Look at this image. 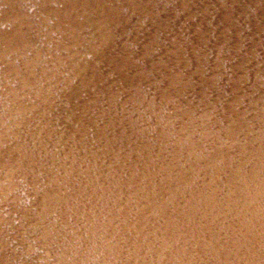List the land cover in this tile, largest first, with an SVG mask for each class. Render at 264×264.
I'll return each mask as SVG.
<instances>
[{
  "label": "bare ground",
  "instance_id": "6f19581e",
  "mask_svg": "<svg viewBox=\"0 0 264 264\" xmlns=\"http://www.w3.org/2000/svg\"><path fill=\"white\" fill-rule=\"evenodd\" d=\"M179 1L181 2V0H179ZM193 1H195V0H193ZM132 2H133V0H132ZM147 2H148V0H147ZM162 2H164V1H162ZM255 2H257V1H255ZM255 2H253V3H255ZM36 3H38V2H36ZM148 3L152 4V2H148ZM175 3L173 5H176ZM198 3H200V2H198ZM51 4L53 5L52 2H51ZM84 4L82 3V5H84ZM94 5H95V3H94ZM178 5H179V3H178ZM204 5H205V3H204ZM98 6L99 5H97V7ZM130 6H131V4H130ZM143 6H144V4H143ZM160 6H161V4H160ZM261 6H262V4H261ZM31 7H32V5H31ZM141 7H142V5H141ZM156 7H158V6H156ZM63 8H64V6H63ZM65 8H67V7H65ZM118 8H119V6H118ZM242 8H244V7H242ZM125 9L126 8H124V10ZM147 9H149V8H147ZM49 11H50V9H49ZM236 11H237V9H236ZM88 12H89V10H88ZM164 12H166V11H164ZM190 12H191V10H190ZM128 13H129V11H128ZM238 13H240V12H238ZM253 13L255 14V12H253ZM62 14H63V11H62ZM75 14L77 16H79V14H77V13H75ZM86 14L88 15V13H86ZM145 14H146V11H145ZM189 14L191 15V13H189ZM204 14H205V12H204ZM117 15H118V13H117ZM137 15H139V14H137ZM166 15H168V14H166ZM170 15H172V13ZM240 15H243V14H240ZM237 16L238 15H236V17ZM63 17H66V16H63ZM132 17H134V16H132ZM229 17H227V19ZM22 18H24V17H22ZM48 18H50V17H48ZM121 18H122V15H121ZM138 18H140V17H138ZM16 19H19V18H16ZM222 19H224V18H222ZM134 20H136V18ZM168 20H169V17H168ZM58 21H59V19H58ZM72 21H70V22H72ZM79 21H80V19H79ZM86 21H87V19H86ZM150 21H152V20H150ZM64 22H65V19H64ZM119 22H121V21H119ZM139 22L141 23L140 20H139ZM164 22H165V20H164ZM143 23L145 25V22H143ZM112 24L113 23L111 22V26L110 27H112ZM125 24H126V22H125ZM137 24H139V23H137ZM174 24H178V23L174 22ZM64 25H63V27H64ZM74 25H76V24H74ZM122 25H124V24H122ZM96 26H97V24H96ZM117 26H118V24H117ZM240 26L241 25L235 26V25L232 24V30H233L232 32L234 34L233 33H229L227 30H226L227 32L225 31L226 34H229L230 41L232 43H235L236 41L239 44L242 43L243 44L242 46H244V48H246L245 50L247 52L249 50L253 51L252 55L256 54L258 56L259 55L258 53L263 49L262 47H260V46L263 45V43L259 42L260 46L258 47V49L257 50L253 49V47L255 45L254 44L255 41H252V40H254V39L253 38H248V37H250V34L246 38L243 35L240 36V34H239L240 33V28H241ZM57 27H59V25ZM116 28H118V27H116ZM123 28L124 27H122V29ZM128 28H129V26H128ZM217 28H219V27H217ZM224 28L228 29V26H226ZM250 28H252V27H250ZM88 29H87V31H88ZM131 29H132V27H131ZM105 30L106 29H104V31ZM157 30H159V29H157ZM182 30H183V27H182ZM124 31H126V30L124 29ZM130 31H127V32H130ZM132 31H133L132 33L134 34L135 32H134L133 29H132ZM114 32H116V31H114ZM127 32H125V33H127ZM15 33H17V32H15ZM19 34H21V33H19ZM121 35H122V32H121ZM124 35H123V37H124ZM84 36H85V34H84ZM117 36H116V38H117ZM0 37H2V36H0ZM23 37H24V35H23ZM70 38H72V37H70ZM108 38L109 37H107L105 35V33H103V38H102V41H100V42L107 43L108 40H109ZM240 38L243 39L242 42H240ZM134 39H135V37H134ZM136 39H138V38L136 37ZM229 39H227V40H229ZM128 40H129V38H128ZM30 41H31V39H30ZM46 42H48V41H46ZM77 42H75V43H77ZM81 42H82V40H81ZM172 42L173 41L171 40V42H169V44H167V45H169V47L171 45H173L174 51H175L174 54L177 57L180 56L181 57L180 58L181 61L185 60L184 62L186 63V65H188V68H190V69H188L189 73L187 72V74H186V76L188 78L187 80L190 83L189 84L190 87H191V85H193V86L197 85V80L195 79V75L197 73H198V75H200L203 70H204L205 74H206V71H209V68H211L210 67V62L212 64H216L217 65L219 62H222L225 59V58L224 59L222 58L223 55L221 56V54H219V55L216 54L217 56L214 54L215 56L213 55V57H212L211 54H209V53H207V54H202L201 53L200 54L198 52H195L193 49H190V46H188L186 43H183V44H180V45H174ZM9 43H11V42H9ZM118 43H120V42H118ZM130 43H129V45H130ZM140 43H142V42H140ZM225 43H226V41H225ZM97 44H99V43L97 42ZM123 45H124V43H123ZM4 46L5 45H4V42H3V47ZM106 46H109V45H106ZM135 46H134V48H135ZM8 47H9V49L13 50V48H10V45ZM103 47H105V45ZM122 47H124V46H122ZM89 48L91 50H93V47H89ZM125 48H126V46H125ZM131 48H132V46H131ZM153 48H155V47H153ZM3 49H5V48H3ZM55 49H56V47H55ZM222 49H224V48H222ZM117 50H115V51H117ZM122 50H123V48H122ZM215 50H218V49H215ZM1 51H3V50H1ZM102 51H104V50H102ZM128 52H130V51H128ZM232 52H233V50H232ZM241 52L243 53V51H241ZM102 53H104V52H102ZM123 53H124V51H123ZM44 54H45V52H44ZM126 54H127V52H126ZM128 54L130 55V53H128ZM135 54H136V52H135ZM262 54L263 53H261L259 55L260 57L258 56L259 58L258 57L254 58V56H249L250 57L249 59H251L253 61V63L251 65H245L246 67L244 69H242L240 67V65H242V64L239 63L240 60L237 59V57H238L237 55L238 54H237V52H235L233 55H231L233 58L229 57L230 59L228 58L224 62L223 70L225 69L226 71H223L221 69L223 73L222 72L219 73V75L217 77H219L221 79L223 77H225L223 79H225L226 82L230 83V85H234L237 88L239 87V88H242V89L243 88L246 89L247 91L244 90V92L247 93V95H249L250 94V89H247L249 87V85H251L253 83V86L255 87L256 80H258V78H260V76L262 74H264V70H263L264 69V67H263L264 64L262 65L264 56ZM112 56H113V54H112ZM112 56H110V57L112 58ZM145 57H146V55H145ZM151 57H152V55H151ZM116 58H117V55H116ZM238 58H240V57H238ZM117 59L120 60L121 58L118 56ZM154 59L152 61H154ZM164 59H167V57L164 58ZM257 59H259V60H257ZM10 60H9V62H10ZM33 60H35V59H33ZM167 60H169V59H167ZM58 61H60V60H58ZM255 61L257 63H254ZM81 62H83V61H81ZM97 63H98V61H97ZM114 64L111 65L112 68L117 70L118 73H122V75H124V71L126 69L125 68H121V66H119L120 64L119 65H116L117 63L115 65ZM165 64L166 63H164L163 65H165ZM175 64H177V63H175ZM126 65H127V63H126ZM243 67H244V65H243ZM200 69H201V71H200ZM15 70H17V69H15ZM20 70L21 69H19V71ZM55 71H56V69H55ZM132 72H133V70H132ZM139 74L141 75V73H139ZM17 75H20V74H17ZM89 75L86 73L85 77L84 78L82 77V79H81L82 81L80 80L82 83H89V84H87V85H89L88 88L85 87V88H87L88 94H87L86 91H83V94L86 93L85 97L81 93L79 95L80 96V100L84 99V105L82 107L87 112V114H86L85 112L82 111V116L79 119V121H80L79 124L81 126L84 125V127H83L84 129L85 128L89 129L88 128L89 126H94L95 123H96V121L93 122V120H94L93 117H95V115H93L94 113L92 114L91 111H90L91 109L89 110L90 107H94L95 106V105L93 106V98H94L93 96H94V94L98 93L97 91H108L109 92L112 89L111 86H110L111 79H109L105 75H102V76L101 75L89 76ZM30 77H31V74H30ZM33 77H36V76H33ZM42 77H43V75H42ZM56 78H57V76H56ZM77 78H80V77H77ZM206 78L210 79L211 76H210V78L209 77H206ZM36 79H35V81H36ZM131 79L134 80L136 78H135V76L131 77V76L128 75V77H126L125 79H122V81H124L123 83L125 85H129L130 86V85L133 84L132 83L133 80L131 81ZM12 80H14V79H12ZM164 80H166V79H164ZM213 80H214V78H213ZM259 80H261V79H259ZM19 81H21V80H19ZM156 81H157V79H156ZM117 82H119V81H117ZM179 82H181V81H179ZM217 82L218 81H216V84H217ZM226 82H225V84L228 85ZM13 83H14V81H13ZM75 83H76V81H75ZM162 84H164V83H162ZM216 84H213L214 85L213 87H216ZM48 85H50V84H48ZM177 86H178V84H177ZM51 87L53 88V86H51ZM83 88H84V86H82V87L80 86L79 89H83ZM168 88H171V87H169V85H168ZM223 88L225 89V87H223ZM258 88H259V85H258ZM79 89H77V90H79ZM152 89H154V88H152ZM262 89H264V88H262ZM25 90H26V88H25ZM166 92L172 94L173 98H176L177 105L179 107H182V108L184 107L186 109V118H185V120L182 119V117L179 118V115H178V118L175 116V118L173 120V123H169L168 121H169L170 115L167 114V112H163L162 111L163 116H162L161 119L168 124L165 127L163 126L162 130H157V127H153L154 125L153 126L152 125H148L149 123H143V125L140 127L142 130L139 132V134H137V133L134 134L133 135V139H131L128 136L129 139H128L127 143H125L126 139H124V138H115V140L108 139V141H105V139L100 138L101 142H100V144H98L99 145L98 151L97 150H94V151L93 150H89V151H87V152L95 154V155H93L94 157L90 158L89 160L85 159V158H88V155L85 152L86 150H84L83 152H85L87 157L84 158L85 155L82 152L83 158L86 161H81V160H79L78 158L75 157V156H80L81 155L80 151H82V150H81L80 147H79V150H78L80 153L74 152L72 154V156H66L62 152H59V153L57 152L54 155L56 158L53 157L51 151H49V149L47 150V148H44V146H43L44 140H43L42 135L39 134V133L35 137V139H39V137L41 139V140L40 139L38 140L37 144H35L34 142L31 143V139L28 140V144H27L28 147L27 148H29L28 151H29L30 159H34L35 167H37V165H39L38 163L42 162V160H39L40 158H38V157L42 156L43 153L46 154L45 159H46V161L49 160V164H51V162L58 163V164H60L59 162L63 163L62 167L57 168V170L55 171L56 173H57V171L59 172V177H58L59 179L57 180V177H56V179H53V177H52V179H49V180L47 178H45L44 184H42V182L40 181L41 182V189H40L41 192H39L37 190L36 194L39 197H42V199L44 200V203L43 202L42 203H43V205H45V208H46L45 210L47 211V215H49V217H51L50 214L53 213L56 217H59V219L62 220V222L65 223V221L66 222L68 221L71 224L73 223V225L69 226L70 230H67L66 228L64 230L65 231L64 233L66 235H70L71 236V237L69 236L67 240L65 239L66 240V245L69 247L67 250H65L67 255H69V257L66 258L67 261L64 260L66 264H264V124H259L260 125V129H261L260 131H257V130H255V128H253L254 125L257 123L255 121L262 119V117L264 118V107H263L262 117L258 118V117H256L258 114H256L254 118H258V119H252V121L250 122L249 121V116L254 114L253 112L250 111V109H251L250 108V102H248V100L246 98L239 105L238 104V99H237L238 97L235 96L234 94H231L232 96L230 97V99H226V101L222 100L224 102L223 105L225 107V110H222L221 106H216V107L220 108V112L218 114H216L215 117H213V115L211 116V114H210L211 118H209V116L207 117V119L209 118L211 120V126L210 125L208 126L206 122H208L209 120L204 118L205 112H203V115H200L199 113L196 112L197 113L196 116L194 114V117H192L191 111H192V109H194V111H196L198 109L199 110L201 109V111H204V110L207 109V111H208L210 109V104L215 105V103L217 101L215 99H218V97H219L218 96V92H220V91H217V94L215 96H209V95L207 96L205 93L204 94L202 93L203 96H202V98H199V100H198V98L196 99L195 97H194L195 99L192 98L193 100L192 99L190 100V98H189V96L187 94H183L182 93L181 88H175V90H173V91L169 89L168 91H165V94H167ZM221 92H224V90L221 91ZM114 93H115V91H114ZM215 93H216V91H215ZM43 94L44 93L42 92V95ZM147 95H148V93H147ZM180 95H183V96L181 97ZM257 95L259 96V94H257ZM260 95H261V93H260ZM137 96H139V95L137 94ZM149 96H150V94H149ZM52 97H56V96L53 95ZM261 100H264V99L261 98ZM51 101H52V99H48V103H51ZM100 101H101V99H100ZM105 101H107V100H105ZM105 101H102V102L104 103ZM53 102H54V99H53ZM137 103H138V101H137ZM98 104H97V106H98ZM36 105L37 106L34 107L33 104L31 105V104H29V102L23 101V106L22 105L21 106L24 107V109H26L25 111L27 112V114H28V112H30L29 114H32V113L34 114L33 111L38 108V104L37 103H36ZM47 105L45 106V108H48ZM90 105H92V106H90ZM101 106H99V107H101ZM122 106H123V104H122ZM33 107L35 109H33ZM43 107H44V105H43ZM129 107H131V106H129ZM105 108H107V107H105ZM105 108H104V105H103L102 110L105 109ZM142 109H144V108L142 107ZM97 110H99V109H97ZM155 110H153L154 113H155ZM71 111H72V109H71ZM40 112H41V109H40ZM101 112H103V111H101ZM108 112H110V111H108ZM56 113H57V115L58 114L62 115L59 111H57ZM189 113H190V115H189ZM65 114H67V113H65ZM69 114H71V113H69ZM129 114H131L130 111H129ZM153 114H150V115H153ZM46 115H48V114H46ZM116 115H117V113H116ZM108 116L109 115L107 114V117ZM44 117H46V116H44ZM62 117H64V116H62ZM131 117L133 118V116H131ZM141 117H143V116H141ZM54 118H57L55 113H54ZM105 118L106 117H104V119ZM0 119H2V118H0ZM42 119H43V117H42ZM102 119H103V117H102ZM109 119H110V117H109ZM134 119H135V117H134ZM50 120H51V117L48 118V119H43L42 121H40V123L37 124V127L40 129L41 133L48 134V136H49V134L50 135L53 134L51 132V129L53 130V128L50 129V126L51 127L54 126V125H52L53 123H51L52 121L49 122ZM67 120H69L68 117H67ZM113 120H115V119H113ZM113 120H112V122H113ZM147 120H149V119H147ZM97 121H98L97 122V124H98L100 120H97ZM138 121L139 120H137V122ZM262 121H264V119H262ZM13 122H14V120H13ZM180 123H182V124H180ZM28 124H30V123H28ZM103 124L104 123H101V125H103ZM133 124H134V122H133ZM152 124H155V123H152ZM74 126H75V124H74ZM112 126H113V124H112ZM75 127L78 128L79 132H76V133L82 137L81 138L82 141L86 142L87 144L89 142H91L90 141V137L91 136H89L90 132L87 134V131L84 130L83 128L78 127V126H75ZM108 128H110V127H108ZM114 129L117 130V128H114ZM119 129H121V128H119ZM54 130L57 131L56 129H54ZM62 130H64V129H62ZM90 131H91V129H90ZM103 131L105 132V130H103ZM108 131H107V133H108ZM92 132H94V131H92ZM109 132H112V131H109ZM99 135H97V136H99ZM130 136H132V135L130 134ZM138 138H140V140H139L140 143L139 144H135V141ZM2 140H4V139H2ZM20 140H21V138H20ZM0 141H1V139H0ZM61 142L63 143V145H67V142L65 143L64 140H62ZM153 142L158 144L157 145L158 146L157 147L158 150L151 146V143H153ZM174 143H176V144L179 143L178 146L180 147V149H182L183 146L186 145V147H188L186 149V152L183 153V152H179L178 151L176 153V150L178 148H175V150H173V148H174L173 144ZM10 145H11V147L13 146L12 144H10ZM7 146H9V145H7ZM55 146H56V142H55ZM2 147H1V151L0 152H1V159H3V161L2 160L1 161L4 164L7 165V164L11 163V164H14V165L16 164L17 166L18 165L23 166L25 168L28 167V163H29L28 162L29 161V155L28 154L25 156V153H23L21 151V153L20 152H14L11 155L10 152L9 153L7 151L5 152V149H2ZM15 150H16V148H15ZM53 150H54L53 152H55L54 148H53ZM198 151H203V153H205V155H203V157H202V160H199V159L197 160L196 159L197 157L195 155L198 153ZM71 152H73V151H71ZM31 154L32 155L34 154V156H32ZM37 155H40V156L37 157ZM50 155H52V156H50ZM45 159H43L44 163H45ZM72 160H75V161H72ZM64 161L67 163V165H64L65 164ZM31 162H33V160ZM36 162H37V164H36ZM76 162H78V163H76ZM58 164H56L57 167H58ZM39 169H40V167H39ZM0 171H1V169H0ZM31 175L32 174H30V176ZM56 176H57V174H56ZM34 180H36V179L34 178L33 181ZM33 181H32V183H33ZM18 182H19V180H18ZM27 183H29V182H27ZM39 184L40 183L38 182V186H39ZM1 193H3V192H1ZM21 193H22V191H21ZM33 193H34V191H33ZM28 197H30V196L28 195ZM35 199H36V197H35ZM87 201L92 203V204L89 206V203H87ZM118 206L123 208V212H124L123 217H121L120 219H118V217L114 218L113 219L114 222L112 221V223L109 224L110 228H108L107 230H106V228L104 229L105 221H109V218L113 217L115 215V211L114 210L117 209ZM146 208H149V209L147 210ZM80 210L84 211L82 216H80L78 214V211H80ZM44 219H45V222H47L46 221L47 220L46 216H45ZM82 219H84V221ZM96 242H99V243H96Z\"/></svg>",
  "mask_w": 264,
  "mask_h": 264
},
{
  "label": "rangeland",
  "instance_id": "374dc122",
  "mask_svg": "<svg viewBox=\"0 0 264 264\" xmlns=\"http://www.w3.org/2000/svg\"><path fill=\"white\" fill-rule=\"evenodd\" d=\"M5 1L0 0V30H1L0 36H2V37H0V55H1L0 56V85H1L0 86V99H1L0 100V105H1L0 106V111H1L0 112V118H2V119H0V124H1L0 125V139H1L0 151H1V147L3 146L2 149H5V152L6 151L8 153L10 152L11 155L14 152H20L21 153V151L23 153H25V156L27 154L29 155V151H28L29 148H27L28 147V145H27L28 140L31 139V143L34 142L35 144H37L40 137L38 136L39 139H35V137L39 133L43 137L44 148H47V150L49 149V151H51L53 157H55L54 155L57 152L58 153L62 152L66 156H72V154L74 152H76V153L81 152L80 156H75V157L81 161L89 160L90 158H93L94 157L93 155H95V154L87 152V151H89V150H93V151L97 150L98 151V149H99L98 144H100V142H101L100 138L105 139V141H108V139L115 140V138H124V139H126L125 143H127L129 137L131 139H133L134 134H136V133L139 134V132L142 130L140 127L143 125V123H149L148 125H152V126L154 125L153 127H157V130H162L163 126L165 127L168 125L165 121H163L161 119L163 116L162 111L167 112V114L170 115L169 121H168L169 123H173L175 116L178 118V115H179V118L182 117V119L185 120L186 109L184 107L182 108V107H179L177 105V100H176V98L172 97V94H170L168 92H166L167 94H165V91H168L169 89L173 91V90H175V88H181L182 93L187 94L189 96L190 100L194 97L196 99L198 98V100H199V98H202L204 93L207 96L208 95L209 96H215L217 94V91H220V92H218V96H219L218 99H215V100H217L215 105L210 104V109L208 111H207V109L204 111H201V109L194 111V109H192V111H191L192 117H194V114L196 116L197 113H199L200 115H203V112H205V116H204L205 119H207L208 116H209V118H211L212 115H213V117H215V115L220 112V108H218L216 106H221V109L225 110V107L223 105L224 104L223 101L224 100L226 101V99H230V97L232 96L231 94H234L235 96L238 97L237 99H238L239 105L246 98H247L248 102H250V108H251L250 111L254 113L253 115L249 116L250 122L252 121V119H258V118L262 117L264 100H261V98L264 99V89H262V88H264V74H262L260 76V78H258V80L259 79H261V80H259V81L256 80L255 87L253 86V83L251 85H249L248 88L246 87L247 89H250L249 95H247V93L244 92V90H246V89H244V88L242 89L239 87L237 88L234 85H230V83L226 82L225 79H223L225 77H223L221 79L217 76L219 75V73L222 72V70L224 68L225 60H227L229 57H232L231 55H233L235 52H237V54H238L237 56L240 57V58L237 57V59L241 61V62L239 61V63L242 64V65H240V67L242 69H244L246 67L245 65H251L253 63V61L251 59H249L250 58L249 56H254V58H255V57H258L261 53H263L262 55L264 56V16H263L264 15V1L263 0H259V1L255 0L258 3L255 2L254 0H250V1L249 0H233V1L232 0H195V1H193V0H181V2L179 0H148V2H152V4L148 3L147 0H139V1L133 0V2H132V0H130V1L129 0H124V1L123 0H119V1L118 0H114V1L113 0H106V1L105 0H90V1L89 0H81L82 2L80 0H70V1L69 0H66V1L65 0H63V1L62 0H58V1L57 0H46V1L45 0H28V1L27 0H5ZM50 1L53 3V5L51 4ZM162 1H164V2H162ZM36 2H38V3H36ZM198 2H200V3H198ZM253 2H255V3H253ZM82 3L83 4L85 3V4L82 5ZM94 3H95V5H94ZM174 3L176 5H173ZM178 3H179V5H178ZM204 3H205V5H204ZM130 4H131V6H130ZM143 4H144V6H143ZM160 4H161V6H160ZM261 4H262V6H261ZM31 5H32V7H31ZM97 5H99V6L97 7ZM141 5H142V7H141ZM63 6H64V8H63ZM118 6L120 9L118 8ZM156 6H158V7H156ZM190 6L191 7L193 6V7L191 8ZM53 7L54 8L56 7V8L54 9ZM65 7H67V8H65ZM242 7H244V8H242ZM124 8H126V9L124 10ZM147 8H149V9H147ZM49 9H50V11H49ZM87 9L89 10V12ZM236 9L240 13H238L236 11ZM190 10H191V12H190ZM62 11H63V14H62ZM84 11L86 13H88V15ZM128 11H129V13H128ZM145 11H146L147 15L145 14ZM164 11H166V12H164ZM116 12L118 13V15L120 17L117 15ZM204 12H205V14H204ZM253 12H255V14ZM75 13L79 14L80 17L77 16ZM171 13H172V15H170ZM189 13H191V15ZM137 14H139V15H137ZM166 14H168V15H166ZM240 14H243V15H240ZM121 15H122V18H121ZM236 15H238V16L236 17ZM63 16H66V17H63ZM132 16H134V17H132ZM22 17H24V18H22ZM48 17H50V18H48ZM138 17H140V18H138ZM168 17H169V20H168ZM227 17H229L228 18L229 20L227 19ZM16 18H19V19H16ZM135 18H136V20H134ZM222 18H224V19H222ZM58 19H59V21H58ZM64 19H65V22H64ZM68 19L70 21L73 20L72 21L73 23L70 22ZM79 19H80V21H79ZM86 19H87V21H86ZM163 19L165 20V22ZM139 20L141 21V23L139 22ZM150 20H152V21H150ZM110 21L113 23L112 27H110L111 26ZM119 21H121V22H119ZM125 22H126V24H125ZM143 22H145V25ZM174 22L178 23V24H174ZM95 23L97 24V26ZM137 23H139V24H137ZM74 24H76V25H74ZM117 24H118V26H117ZM122 24H124V25H122ZM232 24L235 26L241 25L240 27L242 29L240 28V33H239L240 36L243 35L246 38L250 34V37H248V38H253L254 40H252V41H255V43H254L255 45H254L253 49L257 50L258 47L260 46L259 44L261 42L263 43V45L260 46L263 49L261 48L262 50L258 53L259 54L258 56L256 54L252 55L253 51L249 50L247 52L245 50L246 48H244V46H242L243 45L242 43L239 44V43H237V41L235 43H232L230 41L229 34H226V32L228 31L229 33H233L232 32L233 31L232 30ZM58 25H59V27H57ZM63 25H64V27H63ZM128 26H129V28H128ZM138 26L139 27L141 26V27L139 28ZM226 26H228V29L224 28ZM116 27H118V28H116ZM122 27H124V28L122 29ZM131 27L135 32L134 34L132 33L133 31H132ZM182 27H183V30H182ZM217 27H219V28H217ZM250 27H252V28H250ZM86 28L87 29L89 28L88 31ZM104 29H106V30L104 31ZM124 29L126 31H124ZM157 29H159V30H157ZM114 31H116V32H114ZM127 31H130V32H127ZM15 32H17V33H15ZM121 32H122V35H121ZM125 32H127V33H125ZM19 33H21V34H19ZM103 33H105V35L107 37H109L108 38L109 40L107 43L100 42V41H102ZM84 34H85V36H84ZM23 35H24V37H23ZM123 35H124V37H123ZM116 36H117V38H116ZM70 37H72V38H70ZM134 37H135V39H134ZM136 37L138 39H136ZM128 38H129V40H128ZM226 38L229 40H227ZM30 39H31V41H30ZM81 40H82V42H81ZM171 40L173 41L172 43L174 45H180V44L186 43L188 46H190V49H193L195 52H198L200 54L201 53L202 54L209 53V54H211L212 57L214 54L215 55L221 54V56L223 55L222 58L223 59L225 58V59L222 62H219L217 65L212 64L210 62L211 68H209V71H206V74L203 70L202 71L203 73L201 72L200 75H198V73L195 75V79L197 80V85H196L197 87L195 85L194 86L191 85V87H190V85H189L190 83L188 82V80H187L188 78L186 76L188 69H190V68H188V65H186V63L184 62L185 60L181 61V59H180L181 57L180 56L177 57L174 54L175 51H174L173 45H171L170 47H169V45H167V44H169V42H171ZM46 41H48V42H46ZM225 41H226V43H225ZM242 41H243V39L240 38V42H242ZM3 42L5 45L4 47H3ZM9 42H11V43H9ZM75 42H77V43H75ZM97 42L99 44H97ZM118 42H120V43H118ZM140 42H142V43H140ZM123 43H124V45H123ZM129 43H130V45H129ZM9 45H10V48H13V50L9 49V47H8ZM102 45L103 46L105 45V47H103ZM106 45H109V46H106ZM14 46L15 47L17 46L16 47L17 49ZM122 46H124V47H122ZM125 46H126V48H125ZM131 46H132V48H131ZM134 46H135V48H134ZM55 47H56V49H55ZM89 47H93V50H91ZM153 47H155V48H153ZM3 48H5V49H3ZM122 48H123V50H122ZM222 48H224V49H222ZM215 49H218V50H215ZM1 50H3V51H1ZM102 50H104V51H102ZM115 50H117V51H115ZM232 50H233V52H232ZM123 51H124V53H123ZM128 51H130V52H128ZM241 51H243L244 54ZM44 52H45V54H44ZM102 52H104V53H102ZM105 52L106 53L108 52V53L106 54ZM126 52H127V54H126ZM135 52H136V54H135ZM128 53H130V55ZM112 54H113V56H112ZM116 55H117V58L119 56L121 59L118 60L116 58ZM142 55L144 57L146 55V57L144 58ZM151 55H152V57H151ZM110 56H112V58ZM84 57L85 58L87 57V58L85 59ZM166 57L169 60L164 59ZM33 59H35V60H33ZM153 59H154V61H152ZM9 60H10V62H9ZM58 60H60V61H58ZM257 60H259V59H257ZM81 61H83V62H81ZM97 61H98V63H97ZM114 63L115 64L117 63L116 65L120 64L119 66H121V68L126 69L124 71V75H122V73H118L117 70L112 68L111 65ZM126 63H127V65H126ZM164 63H166L165 64L166 66L163 65ZM175 63H177V64H175ZM254 63H257V62L255 61ZM263 64H264V57H263L262 65ZM243 65H244V67H243ZM263 67H264V65H263ZM15 69H17V70H15ZM19 69H21V70L19 71ZM55 69H56V71H55ZM132 70H133V72H132ZM200 71H201V69H200ZM223 71H226V70L224 69ZM86 73L88 75L90 74L89 76L105 75L106 77L111 79L110 86L112 88L111 91H109V92L108 91H97L98 93L94 94L93 106L94 105L95 106L90 107V106H92V105H90L89 110L91 109L90 110L91 113L92 114L94 113L93 115H95V117L97 119L95 117H93L94 118L93 122L96 121V123L94 126H89L88 127L89 129H86V128L84 129L83 128L84 125L81 126L79 124L80 123L79 119L82 116V111L87 114V112L82 107L84 105V99L80 100V96H79L81 93L85 97L86 93L83 94V91L87 92V88L89 86V85H87L89 83H82L81 82L82 77L84 78ZM139 73H141V75ZM17 74H20V75H17ZM30 74H31V77H30ZM42 75H43V77H42ZM128 75L131 77L135 76V78H136L134 80L131 79V81L133 80L132 81L133 84L130 86L125 85L123 83L124 81H122V79H125L126 77H128ZM33 76H36V77H33ZM56 76H57V78H56ZM76 76L80 77V78H77ZM210 76H211V78H210ZM206 77H209L210 79H207ZM213 78H214V80H213ZM12 79H14V80H12ZM35 79H36V81H35ZM156 79H157V81H156ZM164 79H166V80H164ZM19 80H21V81H19ZM178 80L181 82H179ZM13 81L15 84L13 83ZM75 81H76V83H75ZM117 81H119V82H117ZM216 81H218L217 84H216ZM225 82L228 85H226ZM162 83H164V84H162ZM48 84H50V85H48ZM177 84H178V86H177ZM213 84H216V87H213L214 86ZM168 85L171 88H168ZM258 85H259V88H258ZM51 86H53V88ZM80 86L81 87L84 86V88L79 89ZM85 87H87V88H85ZM223 87H225V89ZM25 88H26V90H25ZM152 88H154V89H152ZM77 89H79V90H77ZM223 90H224V92H221ZM114 91H115V93H114ZM215 91H216V93H215ZM42 92L44 93L43 95H42ZM147 93H148V95H147ZM260 93L263 97L260 95ZM87 94H88V92H87ZM137 94L139 96H137ZM149 94H150V96H149ZM257 94H259V96ZM53 95H55L56 97H52ZM180 96L182 97L183 95H180ZM48 99H52L51 103H48ZM53 99H54V102H53ZM100 99H101V101H100ZM105 100H107V101H105ZM23 101L29 102V104H31V105L33 104L34 107L37 106L36 105V103H37L38 104V108H37L38 110L33 107V109H35L33 111L34 114L33 113L29 114L30 112H28V114H27V112L25 111L26 109H24V107H22ZM102 101H105V102L103 103ZM137 101H138V103H137ZM45 104L46 105L48 104L47 106L49 109L45 108V106H46ZM97 104H98V106H97ZM102 104L104 105V108L105 107H107V108L102 110V108H103ZM122 104H123V106H122ZM43 105H44V107H43ZM99 106H101V107H99ZM129 106H131L132 108ZM142 107L144 109H142ZM39 108L41 109V112L43 111L42 113L40 112ZM55 109L57 111H59L62 115H60V114L57 115V113H56L57 111ZM71 109H72V111H71ZM97 109H99V110H97ZM153 110H155V113ZM101 111H103V112H101ZM108 111H110V112H108ZM129 111L131 112V114H129ZM54 113L56 114L57 118H54ZM65 113H67L68 115ZM69 113H71V114H69ZM116 113H117V115H116ZM46 114H48V115H46ZM107 114L109 115L108 117H107ZM150 114H153V115H150ZM210 114H211V116H210ZM256 114H258L256 116L258 118H254ZM43 115L46 117H44ZM189 115H190V113H189ZM62 116H64L65 118ZM131 116H133V118ZM141 116H143V117H141ZM42 117H43V119H48L51 117V120L49 122L52 121L51 123H53L52 125H54L52 127L50 126V129L53 128V130L51 129V132L53 134H51V135L49 134V136H48V134L41 133L40 129L37 127V124L43 120ZM67 117L69 120H67ZM102 117H103V119H102ZM104 117H106L105 118L106 120L104 119ZM109 117H110V119H109ZM134 117H135V119H134ZM209 118L207 119L209 121L206 123L208 126L209 125L211 126V120ZM113 119H115V120H113ZM147 119H149V120H147ZM262 119H264V118L262 117ZM262 119L255 121V122H257L253 127V128H255V130H257V131L261 130L259 124H264V121H262ZM13 120H14V122H13ZM97 120H100L98 124H97V122H98ZM112 120H113V122H112ZM137 120H139V121L137 122ZM100 122L104 123L105 125L104 124L101 125ZM133 122H134V124H133ZM28 123H30V124H28ZM152 123H155V124H152ZM74 124H75V126L81 127L84 130H86L87 134L90 132L89 136H91L90 137L91 142H89L87 144L86 142L82 141V139H81L82 137L76 133L79 131H78V128L74 126ZM112 124H113V126H112ZM180 124H182V123H180ZM108 127H110V128H108ZM114 128H117V130H115ZM119 128H121V129H119ZM54 129H56L57 131H55ZM62 129H64V130H62ZM90 129H91V131H90ZM103 130H105V132ZM108 130L112 131V132H109ZM92 131H94V132H92ZM107 131H108V133H107ZM130 134L132 136H130ZM97 135H99V136H97ZM20 138H21V140H20ZM2 139H4L5 141ZM62 140H64L65 143L67 142V145H63V143L61 142ZM139 140H140V138H138L135 141V144H139L140 143ZM55 142H56V146H55ZM9 143L12 144L13 146L11 147V145ZM6 144L9 146H7ZM178 144L179 143L173 144V147H174L173 150H175V148H178L176 150V153L178 151L185 153L186 149L188 147H186V145H184L183 148L180 149ZM157 145L158 144L155 142L151 143V146L155 149H157V147H158ZM79 147L82 150L80 152L78 151ZM15 148H16V150H15ZM53 148L55 149V152H53L54 151ZM84 150H86L85 152L88 155V158H85V157H87V155L85 154V152H83ZM71 151H73V152H71ZM82 152L84 153V155H85L84 158L86 160L83 158ZM201 152L203 153V151H198V153L195 155L197 157L196 158L197 160L198 159L202 160L203 155H205V153L202 154ZM43 155L42 156L37 155V157L40 156L38 158H40L39 160H42V162H43V159H45V157H46V154L43 153ZM52 155H50V156H52ZM32 156H34V154ZM1 160L3 161V159H1V152H0V161ZM32 160H33V162H31ZM2 161L0 162V169H1V171H0V264H66L65 263V261H67L66 258L69 257V255H67V253L65 252V250H67L69 248L66 245V240L68 239V237L70 235H66L64 233L65 232L64 230H65V228L67 230H70L69 226L73 225V223L71 224L68 221L67 222L65 221V223H64V222H62V220L59 219V217H56L53 213L50 214L51 217H49V215H47V211L45 210L46 209L45 205H43L44 200L42 199V197H39L36 194L37 190L39 192H41L40 191L41 182H42V184H44L45 178H47L49 180V179H52V177H53V179H56V177H57V180L59 179L58 178L59 172L57 171V173H56L55 171L57 170V168L62 167L63 163L59 162L60 164H58V163L51 162V164H49V160L46 161V159H45V163L40 162L38 164L39 165L41 164V165L40 166L37 165V167H35L34 159H30V155H29V161H28L29 163H28L27 168L20 166V165L17 166L16 164L14 165L11 163L6 165ZM72 161H75V160H72ZM64 163H65L64 165H67V163L65 161H64ZM76 163H78V162H76ZM36 164H37V162H36ZM56 164H58V167ZM38 166L40 167V169ZM30 174H32V175L30 176ZM56 174H57V176H56ZM33 177L36 180L33 181V179H34ZM18 180H19V182H18ZM32 181H33V183H32ZM27 182H29V183H27ZM38 182L40 183L39 186H38ZM25 184L26 185L28 184V185L26 186ZM21 191H22V193H21ZM33 191H34V193H33ZM1 192H3V193H1ZM28 195L30 197H28ZM35 197H36V199H35ZM87 203H89V206L92 204L88 201H87ZM146 209L148 210L149 208H146ZM114 211H115V215L113 217H110L109 221H105V223H104V229L106 228V230L108 228H110L109 224L112 223L114 218L118 217V219H120L124 215L123 208L120 206H118L117 209H115ZM83 213H84L83 210L78 211V214L80 216H82ZM45 216L47 218V220H46L47 222H45V219H44ZM82 220L84 221V219H82ZM96 243H99V242H96Z\"/></svg>",
  "mask_w": 264,
  "mask_h": 264
}]
</instances>
